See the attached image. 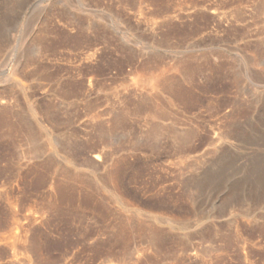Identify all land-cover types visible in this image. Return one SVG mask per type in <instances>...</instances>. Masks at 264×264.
Here are the masks:
<instances>
[{"label": "rangeland", "instance_id": "1", "mask_svg": "<svg viewBox=\"0 0 264 264\" xmlns=\"http://www.w3.org/2000/svg\"><path fill=\"white\" fill-rule=\"evenodd\" d=\"M0 264H264V0H0Z\"/></svg>", "mask_w": 264, "mask_h": 264}, {"label": "bare ground", "instance_id": "2", "mask_svg": "<svg viewBox=\"0 0 264 264\" xmlns=\"http://www.w3.org/2000/svg\"><path fill=\"white\" fill-rule=\"evenodd\" d=\"M94 158H97L96 156H94ZM96 160V159H95ZM98 161H99V159H98Z\"/></svg>", "mask_w": 264, "mask_h": 264}]
</instances>
